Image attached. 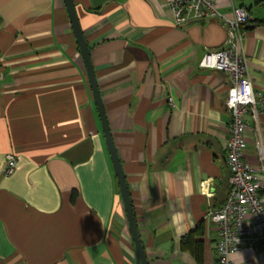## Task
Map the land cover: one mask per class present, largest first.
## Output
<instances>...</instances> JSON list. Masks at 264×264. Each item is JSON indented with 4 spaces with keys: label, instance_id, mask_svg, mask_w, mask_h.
I'll list each match as a JSON object with an SVG mask.
<instances>
[{
    "label": "crops",
    "instance_id": "crops-1",
    "mask_svg": "<svg viewBox=\"0 0 264 264\" xmlns=\"http://www.w3.org/2000/svg\"><path fill=\"white\" fill-rule=\"evenodd\" d=\"M168 1L73 0L148 264H218V230L204 217L229 191L230 82L198 62L226 30L219 17L176 25ZM239 5L256 19L244 51L264 90V1L216 4L228 18ZM244 138L243 159L260 167L264 110L248 115ZM7 154L15 169L6 175ZM233 263L264 264V249ZM0 264H135L63 0H0Z\"/></svg>",
    "mask_w": 264,
    "mask_h": 264
},
{
    "label": "built area",
    "instance_id": "built-area-1",
    "mask_svg": "<svg viewBox=\"0 0 264 264\" xmlns=\"http://www.w3.org/2000/svg\"><path fill=\"white\" fill-rule=\"evenodd\" d=\"M263 2L264 0H252ZM217 0H169L168 8L176 25L184 22L219 17L226 30L224 43L204 53L198 62L201 68H211L227 74L229 87L225 106L231 114L226 144V161L229 169V191L225 201L205 214L206 222L218 230L216 255L218 264H234L233 256L239 251L264 249V163L256 167L243 159L246 147L244 130L248 115L257 117L264 110V90L255 88L247 73L244 51V27L254 20L246 6H232V16L225 17L217 9ZM170 107L174 106L168 98ZM256 146L263 159V145ZM15 169V157L5 156L3 174Z\"/></svg>",
    "mask_w": 264,
    "mask_h": 264
},
{
    "label": "water",
    "instance_id": "water-1",
    "mask_svg": "<svg viewBox=\"0 0 264 264\" xmlns=\"http://www.w3.org/2000/svg\"><path fill=\"white\" fill-rule=\"evenodd\" d=\"M63 2L65 5V9H66L69 21L71 23V27H72L74 37L76 39V43L78 45L80 54L82 56V59L85 65L86 76L88 79L92 98L95 103L98 117L100 120L103 136L105 139L106 148L110 155L113 170H114V173L117 179L121 199L123 202L126 218L128 221V226H129L130 233H131L133 243H134L135 264H148L145 251H144L141 239L139 237L136 220H135L134 213H133L132 203H131V199L129 196L126 180H125V174H124L118 153L114 146L112 133L110 130L107 117H106L100 91L97 85L96 76H95L92 62L90 59V50L88 47V43L82 33L73 0H63Z\"/></svg>",
    "mask_w": 264,
    "mask_h": 264
},
{
    "label": "trees",
    "instance_id": "trees-1",
    "mask_svg": "<svg viewBox=\"0 0 264 264\" xmlns=\"http://www.w3.org/2000/svg\"><path fill=\"white\" fill-rule=\"evenodd\" d=\"M257 21H258V20H257ZM253 22H256V19H254L251 23H253ZM261 22H264V21H259V23H261ZM201 254H202V252H201L199 249H195V250H194V256L196 257V260H197L198 262L201 261Z\"/></svg>",
    "mask_w": 264,
    "mask_h": 264
}]
</instances>
